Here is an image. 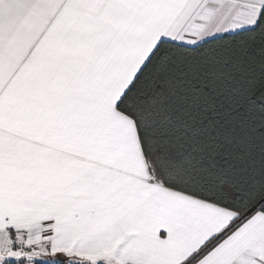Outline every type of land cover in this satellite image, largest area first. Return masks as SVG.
I'll return each instance as SVG.
<instances>
[{
    "label": "snow or ice",
    "instance_id": "6c2138e0",
    "mask_svg": "<svg viewBox=\"0 0 264 264\" xmlns=\"http://www.w3.org/2000/svg\"><path fill=\"white\" fill-rule=\"evenodd\" d=\"M0 264H264V0H0Z\"/></svg>",
    "mask_w": 264,
    "mask_h": 264
}]
</instances>
